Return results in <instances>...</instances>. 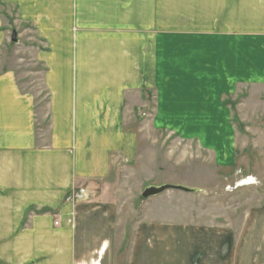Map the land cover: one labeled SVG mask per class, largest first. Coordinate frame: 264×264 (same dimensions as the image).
Listing matches in <instances>:
<instances>
[{
    "label": "crops",
    "instance_id": "crops-1",
    "mask_svg": "<svg viewBox=\"0 0 264 264\" xmlns=\"http://www.w3.org/2000/svg\"><path fill=\"white\" fill-rule=\"evenodd\" d=\"M9 22L32 27L45 74L26 91L0 71V264H264V197L238 227L149 219L144 204L123 253L115 189L137 161L135 115L264 85V0H0V50ZM221 108L229 145L194 142L232 175V106Z\"/></svg>",
    "mask_w": 264,
    "mask_h": 264
},
{
    "label": "rangeland",
    "instance_id": "rangeland-1",
    "mask_svg": "<svg viewBox=\"0 0 264 264\" xmlns=\"http://www.w3.org/2000/svg\"><path fill=\"white\" fill-rule=\"evenodd\" d=\"M87 20L90 26L94 25L93 17L88 16ZM153 24L152 21V29ZM8 25L6 44L0 50V71L13 72L24 90L32 87L30 91H40L44 88L45 74V66L37 61L40 40L32 27H17L14 22ZM12 32L16 33L15 43L11 41ZM194 55L198 57L200 53ZM25 77H32L33 83ZM227 90L226 85H219L211 91L208 100L200 99L198 107L204 110H177L159 117L152 109L143 122L135 115L134 122L129 120L126 124L125 128L132 127L138 140L137 161L132 169L119 171V183L115 187L120 202L117 241L123 253L128 251L127 238L131 236L132 224L142 218L144 204L151 205L149 219L174 217L185 224L206 225L214 221L216 225L238 227L246 212L264 197V85L242 86L228 100L218 97ZM153 100L152 94V107ZM230 105L236 149L232 175L213 162L212 153L194 142L199 137L205 145L217 144L222 148L229 145L227 131L217 130L226 129L221 107ZM155 124L180 131L177 136L160 133L155 130ZM180 137L193 138V142ZM163 185L181 186L189 191L169 189L157 200L145 201L141 197L144 189ZM124 262L125 256L121 260Z\"/></svg>",
    "mask_w": 264,
    "mask_h": 264
},
{
    "label": "water",
    "instance_id": "water-1",
    "mask_svg": "<svg viewBox=\"0 0 264 264\" xmlns=\"http://www.w3.org/2000/svg\"><path fill=\"white\" fill-rule=\"evenodd\" d=\"M11 41L13 43H15L17 41L15 32H12ZM169 189L189 191L188 189L183 188L181 186L163 185V186H159V187H148V188L144 189V191L141 193V197L143 199H148L150 197L157 196V195H159V194H161L164 191L169 190Z\"/></svg>",
    "mask_w": 264,
    "mask_h": 264
},
{
    "label": "built area",
    "instance_id": "built-area-1",
    "mask_svg": "<svg viewBox=\"0 0 264 264\" xmlns=\"http://www.w3.org/2000/svg\"><path fill=\"white\" fill-rule=\"evenodd\" d=\"M55 225H57V222H55Z\"/></svg>",
    "mask_w": 264,
    "mask_h": 264
}]
</instances>
